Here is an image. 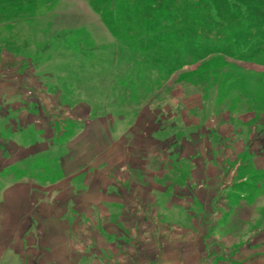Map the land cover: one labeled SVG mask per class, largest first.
Segmentation results:
<instances>
[{
  "label": "rangeland",
  "instance_id": "1",
  "mask_svg": "<svg viewBox=\"0 0 264 264\" xmlns=\"http://www.w3.org/2000/svg\"><path fill=\"white\" fill-rule=\"evenodd\" d=\"M100 3L0 2V264H129L171 249L163 263H249L264 191L237 198L254 173L244 154L239 171L220 163V146L237 152L256 136L264 146V61L206 54L152 67L137 38L107 27ZM202 160L231 189L218 214L200 203L204 188L218 197ZM190 247L214 249L185 260Z\"/></svg>",
  "mask_w": 264,
  "mask_h": 264
},
{
  "label": "trees",
  "instance_id": "2",
  "mask_svg": "<svg viewBox=\"0 0 264 264\" xmlns=\"http://www.w3.org/2000/svg\"><path fill=\"white\" fill-rule=\"evenodd\" d=\"M127 1L116 0L110 9L112 1L102 0L99 11L118 38L138 39L152 67L180 69L206 54L264 61V0ZM136 23L138 34L130 32Z\"/></svg>",
  "mask_w": 264,
  "mask_h": 264
},
{
  "label": "crops",
  "instance_id": "3",
  "mask_svg": "<svg viewBox=\"0 0 264 264\" xmlns=\"http://www.w3.org/2000/svg\"><path fill=\"white\" fill-rule=\"evenodd\" d=\"M257 138V139H256ZM259 137L256 136L254 139H252V142L249 141L248 139L245 138V142H243V147L244 149H239L237 150V152H235V146L231 145L229 146L227 143L225 144H222L220 147L223 148V150H220L221 153L223 154V160L222 161H219L220 163H223L225 164L226 166H228L227 164H229L233 170L236 171H239L241 170V168H243L242 165H239L238 164V161L242 154L246 155L245 157L248 159V163H247V166L251 169V171L254 173V176L250 177V182H249V194H246V193H239L237 195V198H239L241 201L243 202H248L250 201V204L251 203H254L255 201V197L257 195V192L260 193V190H263L264 191V146H262V148H257V144L259 143L260 144V141L258 139ZM206 142L208 143L209 146L213 145L212 142H211V136H207L206 137ZM233 140H235L236 138H231ZM250 142V143H249ZM230 144V143H229ZM255 144V145H254ZM254 146H256L254 148ZM232 149L233 150V155L230 157L229 155H226V151ZM246 153V154H245ZM234 163V164H232ZM212 164V163H211ZM200 170H201V173L203 174V176L206 175V178H212V177H215L217 179V185L216 186H212V195L216 194L218 197H215V198H212L211 200H209L208 197H210L211 193L209 190H207L206 188H204L203 190H201V197L202 199L200 200V203L203 205V209L205 207L206 209V204L209 203V206H210V210H213L214 212H217L218 214V211L220 210L219 209V206L217 205L218 204V200L221 199V198H226V196L228 194H230L231 192V189L229 188V184L228 182H223L221 181V170L219 168H213V167H210V162L209 160H202L201 162V166H200ZM239 175V174H237ZM236 175V176H237ZM239 178V176H238ZM239 182L238 184H244L246 183V179H241L239 178ZM220 180V181H219ZM190 187V188H189ZM188 187V191H190V195L191 196H195L196 194H198V192H200L199 190H195V188L193 186H189ZM216 189H219L216 191ZM216 192V193H214ZM255 194V195H254ZM261 194V193H260ZM121 207H123V209H129L130 204L127 205V203H122ZM206 213V212H205ZM150 221V220H149ZM200 225V224H199ZM210 225V222L207 221V222H203V224L201 225L202 229H204L205 227L208 228V226ZM262 227H264V221L262 222ZM258 228V226H257ZM264 231V228L260 230L259 229H256L254 231L255 233V237H253V241H255V247L251 248L252 251L249 252V257H248V260H250L249 263H245V264H259L257 262H260L262 264H264V234L261 235L260 233ZM206 232V231H205ZM261 235V236H259ZM146 238V236H142V238ZM147 239V238H146ZM206 243H209V239L210 237L207 235V236H204L202 238ZM219 239V238H218ZM259 239V240H258ZM122 240V239H121ZM150 240V239H149ZM123 242L125 241L124 239L122 240ZM156 241V239L154 240ZM220 240H218L219 242ZM210 248L209 247L207 251H204V255L201 254V252L199 253V251H195L193 248L190 247V251H186L184 255H182V258L183 259H196L198 258L199 259H207L211 256V254L213 253V249L210 251ZM236 251H233V254L234 256L236 255ZM166 253H168L169 255H166L165 253L162 255V253L160 252H156V251H153L151 253L150 256H147V255H142V256H138V257H135V256H131V260H137L140 259V260H143V261H134V262H131L129 264H172L170 261L168 262H162L163 260H169L168 258L171 257V259H174L177 257V255L175 254L176 251H172L171 250H166ZM222 254V253H221ZM220 254V255H221ZM147 256V257H146ZM224 256V255H223ZM238 258L239 259H242L243 257L241 256V252H238L237 254ZM120 257H124V253L123 252H120ZM159 261L157 263H150L148 261V259H151V258H154ZM118 258V257H117ZM146 258H148L146 260ZM258 259V261L254 262V260ZM200 264H208V263H205V262H201Z\"/></svg>",
  "mask_w": 264,
  "mask_h": 264
}]
</instances>
